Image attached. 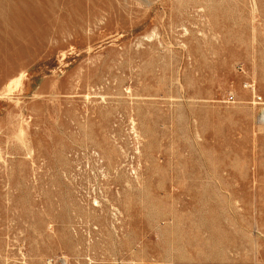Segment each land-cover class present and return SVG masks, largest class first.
<instances>
[{
	"label": "rangeland",
	"instance_id": "1",
	"mask_svg": "<svg viewBox=\"0 0 264 264\" xmlns=\"http://www.w3.org/2000/svg\"><path fill=\"white\" fill-rule=\"evenodd\" d=\"M263 111L264 0H0V264H264Z\"/></svg>",
	"mask_w": 264,
	"mask_h": 264
},
{
	"label": "built area",
	"instance_id": "2",
	"mask_svg": "<svg viewBox=\"0 0 264 264\" xmlns=\"http://www.w3.org/2000/svg\"><path fill=\"white\" fill-rule=\"evenodd\" d=\"M256 98L258 100V103H260L261 102V97H256ZM230 99L233 100V96L232 95L230 96ZM259 120H260L261 123H264V111L261 113Z\"/></svg>",
	"mask_w": 264,
	"mask_h": 264
},
{
	"label": "bare ground",
	"instance_id": "3",
	"mask_svg": "<svg viewBox=\"0 0 264 264\" xmlns=\"http://www.w3.org/2000/svg\"><path fill=\"white\" fill-rule=\"evenodd\" d=\"M193 7H194V6H193ZM181 9H182V8H181ZM192 9H193V8H192ZM183 10H184V9H183ZM188 10H189V9H188ZM195 10H196V9H195ZM197 10H198V9H197ZM180 11H181V10H180ZM253 13H254V12H253ZM172 15H173V14H172ZM179 17H180V16H179ZM183 19H184V18H183ZM185 20H186V19H185ZM188 21H189V19H188ZM183 22H184V21H183ZM173 23H174V22H173ZM178 23H179V22H178ZM181 23H182V21H181ZM188 23H189V22H188ZM174 24H175V23H174ZM174 24H172V25H174ZM172 25H171V26H172ZM175 25H176V24H175ZM186 25H187V24H186ZM172 27H173V26H172ZM180 27H182V26L180 25ZM187 28H188V27H187ZM176 29H177V28H176ZM178 29H179V28H178ZM248 84H249V83H248ZM251 86H252V85H251ZM7 92H8V91H7ZM19 125H20V124H19ZM21 127H22V126H21ZM20 130H21V129H20ZM21 131H22V130H21ZM21 131H20V132H21ZM23 132H24V131H23ZM23 132H22V133H23ZM25 134H26V133H25ZM22 135H23V134H22ZM22 137H23V136H22ZM23 141H24V139H23ZM24 142H25V141H24ZM25 144H26V143H25ZM24 146H25V145H24ZM25 149H26V148H25ZM28 149H29V148H28ZM26 150H27V149H26ZM1 151H2V150H1ZM28 151H29V150H28ZM26 152H27V151H26ZM0 155H1V154H0ZM29 155H30V154H29ZM108 156H109V154H108ZM108 156H107V157H108Z\"/></svg>",
	"mask_w": 264,
	"mask_h": 264
}]
</instances>
